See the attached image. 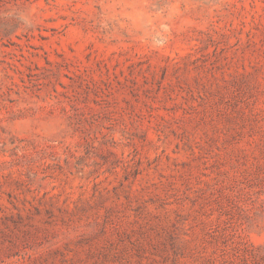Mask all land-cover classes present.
Wrapping results in <instances>:
<instances>
[{"label":"rangeland","instance_id":"1","mask_svg":"<svg viewBox=\"0 0 264 264\" xmlns=\"http://www.w3.org/2000/svg\"><path fill=\"white\" fill-rule=\"evenodd\" d=\"M0 264H264V0H0Z\"/></svg>","mask_w":264,"mask_h":264}]
</instances>
